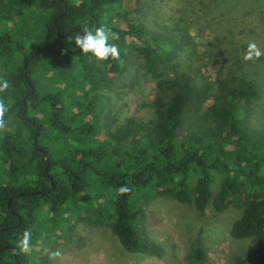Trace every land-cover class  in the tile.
I'll return each mask as SVG.
<instances>
[{"label": "trees", "instance_id": "trees-1", "mask_svg": "<svg viewBox=\"0 0 264 264\" xmlns=\"http://www.w3.org/2000/svg\"><path fill=\"white\" fill-rule=\"evenodd\" d=\"M121 1L0 0V75L11 84L0 133V264H53L59 230L83 217L108 226L126 252L159 255L145 224L157 198L200 215L238 211L229 237L250 242L239 264H264V55L245 61L236 47L251 9L197 0L186 26L156 25L111 13ZM196 19L211 36L201 51L190 35ZM102 23L119 37L110 40L119 60L98 61L67 39ZM135 86L150 95L123 116L116 89ZM122 185L131 191L119 195ZM25 229L28 254L17 248ZM188 260L201 264L200 250Z\"/></svg>", "mask_w": 264, "mask_h": 264}, {"label": "rangeland", "instance_id": "rangeland-1", "mask_svg": "<svg viewBox=\"0 0 264 264\" xmlns=\"http://www.w3.org/2000/svg\"><path fill=\"white\" fill-rule=\"evenodd\" d=\"M255 1L258 4L253 8L249 4L251 0H236L239 15L248 13L251 9V15L241 25L240 35L243 40L236 46L239 52L245 53L250 42L257 44L256 37H259V44L264 43V0ZM197 2L123 0L111 8V13H125L131 22L153 21L156 25H162L164 22L181 20L186 26L196 12V6L193 5ZM195 24L196 28L190 35L198 46V51H201L211 36L203 30V20L200 23L196 19ZM226 56H229L227 51ZM199 57L195 60L199 61ZM239 58L242 57L239 55ZM232 59L235 61V58ZM145 87L116 89L119 94L114 96V102L123 111V116L137 114L136 109L142 104L141 100L150 95L148 86ZM140 111L143 112L141 109ZM237 217L238 211L234 209L217 213L209 208L200 215L191 205L157 198L146 211L145 224L149 239L161 249L159 255L126 252L108 226L93 223L84 217L83 220H71L72 229L68 225L63 226L48 251L59 250L62 253V257L52 260L53 264H190L188 256L196 250H200L202 254L201 264H239L240 259L245 262L248 260L250 242L236 241L229 237L230 225Z\"/></svg>", "mask_w": 264, "mask_h": 264}, {"label": "clouds", "instance_id": "clouds-1", "mask_svg": "<svg viewBox=\"0 0 264 264\" xmlns=\"http://www.w3.org/2000/svg\"><path fill=\"white\" fill-rule=\"evenodd\" d=\"M118 38V35L113 32L106 23H102L94 29L85 26L75 37H67L69 41L74 40L75 46L80 49L82 53L85 55L91 53L98 61H107L109 58L112 60L120 59V50L118 46L114 43H110V40H116ZM262 55H264V52L259 49L257 44L255 42H250L243 59L245 61L259 59ZM10 87V81L5 76L0 75V133L5 132L7 129L5 115L10 111L11 105L6 103V96L4 94L8 92ZM130 191L131 189L126 185H122L117 189L119 195H125ZM17 248L24 254H28L32 250L31 229H25L23 231L22 236L17 241ZM48 255L50 260L62 257V253L59 250H54Z\"/></svg>", "mask_w": 264, "mask_h": 264}, {"label": "flooded vegetation", "instance_id": "flooded-vegetation-1", "mask_svg": "<svg viewBox=\"0 0 264 264\" xmlns=\"http://www.w3.org/2000/svg\"><path fill=\"white\" fill-rule=\"evenodd\" d=\"M55 24H56V21H55ZM58 35V37L60 38V39H62L63 37H64V35L62 36V35H60L59 33L57 34ZM39 50H45L44 48H41V49H39ZM49 51H52V50H50V49H48ZM37 54V51H34L33 52V55H36Z\"/></svg>", "mask_w": 264, "mask_h": 264}, {"label": "water", "instance_id": "water-1", "mask_svg": "<svg viewBox=\"0 0 264 264\" xmlns=\"http://www.w3.org/2000/svg\"><path fill=\"white\" fill-rule=\"evenodd\" d=\"M26 66V65H25ZM30 84V83H29ZM31 85V84H30ZM35 146H36V141L34 142Z\"/></svg>", "mask_w": 264, "mask_h": 264}]
</instances>
